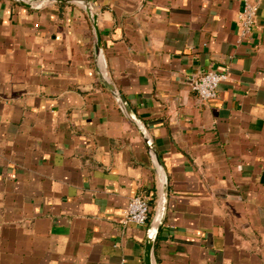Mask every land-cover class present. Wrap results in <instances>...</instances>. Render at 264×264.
<instances>
[{"label":"crops","instance_id":"0c3cea01","mask_svg":"<svg viewBox=\"0 0 264 264\" xmlns=\"http://www.w3.org/2000/svg\"><path fill=\"white\" fill-rule=\"evenodd\" d=\"M254 2L243 37L244 0H0V264H145L165 181L154 264H264ZM211 71L228 77L203 102ZM137 197L144 226L123 221Z\"/></svg>","mask_w":264,"mask_h":264},{"label":"built area","instance_id":"2783aa9c","mask_svg":"<svg viewBox=\"0 0 264 264\" xmlns=\"http://www.w3.org/2000/svg\"><path fill=\"white\" fill-rule=\"evenodd\" d=\"M258 6L254 0H244L243 12L239 16L242 36L247 37L253 31L257 20ZM227 74L211 71L201 76L193 85V91L203 102L217 98L218 88L227 80ZM151 213V207L145 198H134L124 211L123 221L126 224L144 226L147 224ZM150 233H152L150 231Z\"/></svg>","mask_w":264,"mask_h":264},{"label":"water","instance_id":"95a60500","mask_svg":"<svg viewBox=\"0 0 264 264\" xmlns=\"http://www.w3.org/2000/svg\"><path fill=\"white\" fill-rule=\"evenodd\" d=\"M21 1V0H20ZM52 1H66V0H52ZM77 1H81V0H77ZM90 11V10H89ZM91 14V12H90ZM93 22L95 24V31H96V36H97V46L99 51H101V37L99 34V30L96 26V17L93 15ZM104 84L109 88V90L112 92V94L115 96V98L122 104L127 116L130 118V120L132 122H134L137 126H140V122L139 120L135 117V115L133 114L132 109L130 108V106L127 104L125 98L118 93V91L116 90V88L109 82V80L105 79L104 80ZM149 140L146 138V142H148ZM150 146V151L151 153H153L155 162L157 164V166L161 169H163V164L161 162V159L159 158V156L157 155V153L155 152V150ZM168 193H169V189H168V184L165 181L163 184V188H162V194H161V199H160V207L159 210L155 216V220L151 226V235L149 236V238L147 239V243H146V250H145V264H154L153 262V250H154V245H155V235L156 233H158L164 223L165 217H166V213H167V208H168Z\"/></svg>","mask_w":264,"mask_h":264},{"label":"bare ground","instance_id":"6f19581e","mask_svg":"<svg viewBox=\"0 0 264 264\" xmlns=\"http://www.w3.org/2000/svg\"><path fill=\"white\" fill-rule=\"evenodd\" d=\"M153 232V234H154V231H152Z\"/></svg>","mask_w":264,"mask_h":264}]
</instances>
